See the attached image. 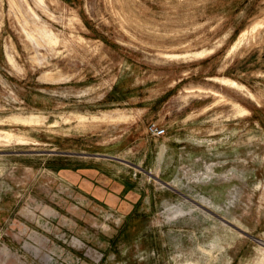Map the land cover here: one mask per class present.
<instances>
[{
	"label": "rangeland",
	"instance_id": "rangeland-1",
	"mask_svg": "<svg viewBox=\"0 0 264 264\" xmlns=\"http://www.w3.org/2000/svg\"><path fill=\"white\" fill-rule=\"evenodd\" d=\"M0 129V264H264V0H0Z\"/></svg>",
	"mask_w": 264,
	"mask_h": 264
},
{
	"label": "bare ground",
	"instance_id": "bare-ground-1",
	"mask_svg": "<svg viewBox=\"0 0 264 264\" xmlns=\"http://www.w3.org/2000/svg\"><path fill=\"white\" fill-rule=\"evenodd\" d=\"M43 1V0H42ZM222 82L225 83V84H228V85H231V86H239L240 84L234 80V79H231V78H222ZM28 119V118H27ZM32 120H35L34 118H30L29 121H32ZM18 135H21V134H17L16 132L12 131L11 129L10 130H7V129H0V141H2V137H5V139L7 138L8 140H12V139H15V138H19ZM24 135V134H23ZM28 138V137H27ZM4 139V138H3ZM19 140V139H18ZM14 141V140H13ZM22 141V140H21ZM3 142V141H2ZM5 143V142H4Z\"/></svg>",
	"mask_w": 264,
	"mask_h": 264
},
{
	"label": "built area",
	"instance_id": "built-area-1",
	"mask_svg": "<svg viewBox=\"0 0 264 264\" xmlns=\"http://www.w3.org/2000/svg\"><path fill=\"white\" fill-rule=\"evenodd\" d=\"M148 130L155 136H163L165 134V128H160L155 122L148 126Z\"/></svg>",
	"mask_w": 264,
	"mask_h": 264
}]
</instances>
